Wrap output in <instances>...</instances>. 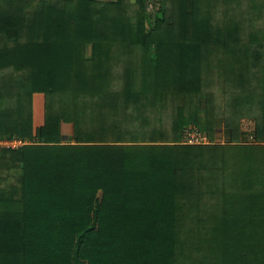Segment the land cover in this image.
<instances>
[{
    "label": "trees",
    "instance_id": "trees-1",
    "mask_svg": "<svg viewBox=\"0 0 264 264\" xmlns=\"http://www.w3.org/2000/svg\"><path fill=\"white\" fill-rule=\"evenodd\" d=\"M11 136L0 264H264V0H0Z\"/></svg>",
    "mask_w": 264,
    "mask_h": 264
},
{
    "label": "built area",
    "instance_id": "built-area-1",
    "mask_svg": "<svg viewBox=\"0 0 264 264\" xmlns=\"http://www.w3.org/2000/svg\"><path fill=\"white\" fill-rule=\"evenodd\" d=\"M182 142L188 144H200L207 143L208 139L193 127H188L183 133ZM30 143H32V141L16 136L0 137V151L15 150Z\"/></svg>",
    "mask_w": 264,
    "mask_h": 264
},
{
    "label": "rangeland",
    "instance_id": "rangeland-1",
    "mask_svg": "<svg viewBox=\"0 0 264 264\" xmlns=\"http://www.w3.org/2000/svg\"><path fill=\"white\" fill-rule=\"evenodd\" d=\"M132 1V0H131ZM134 1V0H133ZM35 102H37L36 108H35V120L37 121L38 124H42L43 119H44V100L41 95H35ZM242 130L249 131L252 128V123L249 122L248 120H243L240 125ZM64 133L69 134L71 130V126L69 124H63L62 126ZM222 125L220 124V130L222 131ZM217 139L216 142H224L226 136L224 133L222 136H216Z\"/></svg>",
    "mask_w": 264,
    "mask_h": 264
},
{
    "label": "crops",
    "instance_id": "crops-1",
    "mask_svg": "<svg viewBox=\"0 0 264 264\" xmlns=\"http://www.w3.org/2000/svg\"><path fill=\"white\" fill-rule=\"evenodd\" d=\"M95 1H105V2H110V1H116V0H95ZM35 95H41L42 98H43V100H44V95L41 94V93H35V94L33 95V99H32V108H33V128H34V129L37 128V127H39V126H41V125L43 124V122H42V124H38L37 121L35 120V114H34V112H35V108H36V105H37V102H35V97H34ZM43 120H44V119H43ZM63 124H67V123H62V124H61V132H62V134L64 135V138H69V137H70V134H71V130H70V133H69V134L64 133L63 128H62ZM69 125H70V124H69ZM70 126H71V125H70ZM24 139H27V138H24ZM28 140H29V139H28ZM30 141H31V140H30Z\"/></svg>",
    "mask_w": 264,
    "mask_h": 264
}]
</instances>
